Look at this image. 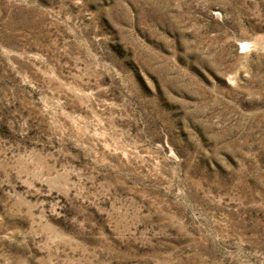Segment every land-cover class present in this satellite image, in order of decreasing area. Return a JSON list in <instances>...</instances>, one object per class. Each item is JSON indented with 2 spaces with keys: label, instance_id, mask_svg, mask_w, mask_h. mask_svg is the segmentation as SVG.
I'll return each mask as SVG.
<instances>
[{
  "label": "rangeland",
  "instance_id": "obj_1",
  "mask_svg": "<svg viewBox=\"0 0 264 264\" xmlns=\"http://www.w3.org/2000/svg\"><path fill=\"white\" fill-rule=\"evenodd\" d=\"M0 264H264V0H0Z\"/></svg>",
  "mask_w": 264,
  "mask_h": 264
}]
</instances>
